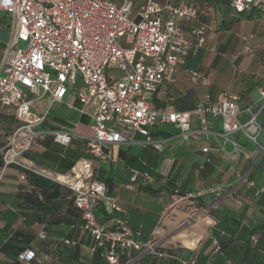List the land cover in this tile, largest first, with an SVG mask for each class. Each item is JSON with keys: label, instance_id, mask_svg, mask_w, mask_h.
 <instances>
[{"label": "built area", "instance_id": "2783aa9c", "mask_svg": "<svg viewBox=\"0 0 264 264\" xmlns=\"http://www.w3.org/2000/svg\"><path fill=\"white\" fill-rule=\"evenodd\" d=\"M231 6L235 12L264 10V0H232ZM0 8L12 19V34L0 72V110L13 115L18 123L0 148L3 167L20 165L17 158L40 137L38 128L46 113H32L33 102L50 96L52 103H62L72 95L78 106L68 104L66 108L88 120V134L75 133L79 123L74 121H67L50 134L60 146L66 147L76 139L85 143L90 160L77 162L60 182L73 194L90 251L99 253L104 264H121L119 258L132 251H148L160 259L168 257L155 252L153 244L137 240L124 219L111 226L97 219L99 208L106 214L121 212L97 174L109 161L111 147H128L141 136L145 139L141 144L161 153L166 140L153 139L152 129L171 125L177 136L188 142L201 134L208 136L206 116H210L220 119V137L234 153L242 151L232 139L237 133L264 153V145L258 144V114L250 108L240 111L232 98L211 103L207 96L186 112L152 105L160 86L175 84L177 67L198 49L207 48L208 26L200 21L204 11H210L207 6L202 11L189 0H164L163 4L144 0L137 9L133 0H122L119 5L107 0H0ZM183 23L189 24L188 32ZM189 80L201 87L209 83L199 71L191 72ZM78 83L82 88L75 92ZM258 92L264 99V90ZM243 114L248 118L241 122ZM201 152L203 163H209L208 148ZM137 175L133 174L131 182ZM263 191L258 188L254 194ZM39 238H44L43 232ZM63 243L77 245L74 240L65 239ZM33 258L31 250L18 256L26 264Z\"/></svg>", "mask_w": 264, "mask_h": 264}, {"label": "crops", "instance_id": "0c3cea01", "mask_svg": "<svg viewBox=\"0 0 264 264\" xmlns=\"http://www.w3.org/2000/svg\"><path fill=\"white\" fill-rule=\"evenodd\" d=\"M156 1L164 3V0ZM189 1L202 11L204 6L210 9L200 17L208 26L207 48L188 56L177 67L175 79L181 81L193 71L203 72L208 78L209 89L213 87L215 102L232 98L240 111L250 108L258 114L264 106V99L258 92L264 90V12L252 19L237 21L238 13L231 6L232 0ZM183 26L188 32L189 24L183 23ZM11 34L12 19L0 8V72ZM212 47L215 51L210 50ZM199 87L196 96L201 103L209 89ZM69 104L78 106L75 98ZM45 113L43 124L47 122L53 128L43 124L38 128L40 137L17 158L20 165L10 164L4 168L2 163L0 166V264H26L18 259L24 250L35 254L31 264H96L89 249V238L77 223L73 194L61 183L77 162L90 160L85 143L76 139L62 146L68 150L78 148L76 154L86 155H81L63 174L58 173L51 162L36 164L24 156L25 153L33 156L44 152L40 143L47 137L52 138L50 132L67 121L78 122L75 133L87 135L88 120L84 117L86 122L80 121V116L68 109L65 114L50 118L47 112L41 115ZM206 120L208 136L198 135L190 143L174 135L166 139L161 153L141 144L140 136L128 147L109 149L111 157L101 169L105 182L112 184V196L121 212L106 214L99 208L97 219L107 226L124 219L137 240L151 243L155 252L168 255L160 259L148 251H132L119 258L121 264H264V241L261 240L258 249L254 248L264 234V191L258 196L254 194L256 189L264 188V153H259L256 146L242 145L235 139L236 134L232 139L242 151L234 153L231 145L220 137V119L206 116ZM263 130L261 125L260 136ZM178 141L182 143L180 147L175 144ZM260 144L264 145V138ZM203 148H208L210 162L207 166L203 163ZM148 150L163 155L156 170L148 168L146 171L142 156L139 162L143 170L136 169V159L128 165L130 155L136 157L139 152ZM177 153L182 155L177 157L172 168ZM60 156L64 158L61 153ZM21 170L55 186L45 191V196L33 192V186ZM177 170H180L177 184L191 190L184 197L172 195L166 185L171 178L169 173ZM135 172L138 175L131 182ZM143 187H151L153 193L142 191ZM252 229L259 231L247 241L245 235ZM40 232L44 233L43 239L39 238ZM64 239H72L77 245L68 246L63 243Z\"/></svg>", "mask_w": 264, "mask_h": 264}, {"label": "trees", "instance_id": "16d2710c", "mask_svg": "<svg viewBox=\"0 0 264 264\" xmlns=\"http://www.w3.org/2000/svg\"><path fill=\"white\" fill-rule=\"evenodd\" d=\"M107 1H110V2L116 4L115 0H107ZM121 2H122V0H120L116 5H119ZM262 12H264V10H256V9H250V10H246L243 12H237L238 14H237L236 20L237 21H239L240 19L249 20V19H252L253 17L259 16ZM183 28H184V26H183ZM262 80H264V78ZM175 84H176V82H175ZM175 84L172 86L162 85L158 88L157 92L154 94L153 99H152L153 107L162 108V109H169L168 107L171 106L172 107L171 109L174 111H177V112L192 111L196 107V105L198 104L196 93L191 89H188L185 92L177 93L175 90ZM206 88L209 89V83L206 86ZM213 92H214L213 87H211L208 91V99L211 103L215 102V100L213 98ZM241 107H243V105H241ZM0 111H2V110H0ZM2 112L4 114L1 115L0 117L3 118V120L5 119L8 122L7 123L8 127L6 128V130L7 131L13 130L18 124L17 121L15 120L13 115L7 114L5 111H2ZM6 114L8 115L9 118H5ZM52 119L56 120V118H54V117ZM257 119H258V122L260 123V125H262V127L264 129V125H263L264 124V106L259 111V113L257 115ZM79 120L82 122H86V119L84 117H80ZM56 121H58V120H56ZM59 122L64 123V121H61V120ZM43 125L48 126L50 129L53 128V126L48 125L47 122H45ZM150 134H151V137L153 139L166 140V139H169L170 137H173L174 135H177V132L176 131L172 132L169 129L167 130V129L157 127V128L152 129ZM138 138H139V136H138ZM263 138H264V132H263V135L259 137L258 144H260V142L262 141ZM235 139L240 141L242 143V145H244L248 148L256 146L255 144H252L241 133H237L235 136ZM141 140L144 141L145 139L143 137H141ZM40 144L44 148V152H42L40 154L34 153L33 156H30L29 154L27 155L25 153L24 156L29 157L30 159L34 160V162L36 164H42V163L45 164L46 163L45 161L51 162L53 165H55V170L61 174L69 171L71 169V167L74 165V161L79 159L81 157V155H83V157L86 156L85 154H81V155L76 154V151H78V148H76L74 150L63 149L64 146L62 147V146H59V145L53 143V140L51 137L45 138ZM1 147H2V143L0 142V148ZM60 153L64 155V158H61ZM122 155L123 154L120 153L119 156L122 157ZM181 155H182V153L175 154L174 161L172 164V168H173V166H175V162H176L177 157H179ZM141 156L147 165L145 167L146 171H148V168H151L152 170H156L159 167V164L161 163V161L163 160L162 154L158 155L156 153H153L151 150H148V151H145L143 153L139 152L136 155V157H133L132 155H130V160H128V165L131 166L132 162L136 159V169L137 170H143L142 166L139 162V158ZM1 165H2V159H1V155H0V166ZM207 165H209V163H204V166H207ZM21 171L26 175L29 183L33 186V189H34L33 192H40L43 194V196H45V191L50 190L55 186L50 181L45 180L41 177H38V176L28 172V171H25V170H21ZM97 174H98V180L105 184L106 189H107V194L109 196L113 197L112 192H111L112 184L109 182L108 183L105 182V180L103 179L104 171L101 169V167L98 169ZM179 176H180V170H177L174 174L169 173L168 177H171V178H170V180H168L166 182V185H168L172 195H174L176 193L178 196L184 197L186 194L191 193V190L186 189L183 185L177 184ZM151 189H152L151 187H143L142 191L147 192V193L148 192L153 193V192H151L152 191ZM154 193H156V192H154ZM42 203L44 204V202H42ZM73 204H74V201H73ZM75 210H76V208H75ZM76 218H77V223H79V225L81 227V224H82L81 214L77 210H76ZM228 219L229 218H227V220ZM222 220H226V219L223 218ZM258 231H259V229L249 230L245 235V239H247V241H249L250 237L255 235ZM261 235L262 236H260L258 238V240L256 241V244L254 246L255 249L259 248V246L261 245V240L264 241V234H261ZM67 240H72V239H67ZM263 245H264V242H263ZM262 249L264 250V248H262ZM248 251L249 250H247L246 252H248ZM34 257H35V254H34ZM93 258H94L96 264L103 263L102 259L100 258L99 253H97V252L93 253Z\"/></svg>", "mask_w": 264, "mask_h": 264}, {"label": "rangeland", "instance_id": "374dc122", "mask_svg": "<svg viewBox=\"0 0 264 264\" xmlns=\"http://www.w3.org/2000/svg\"><path fill=\"white\" fill-rule=\"evenodd\" d=\"M115 1L117 4L120 0H115ZM142 1L143 0H133L134 5L136 6V9L139 8V6L142 4ZM238 78L241 79V76L238 75ZM81 88H82L81 84L78 83L77 86L75 87V92H78ZM199 88H200L199 85H196V84H193L190 82L188 76H186L181 81L176 80L175 90L177 93L185 92L186 90L191 89L197 94L199 91ZM73 98L74 97L72 95L66 96L64 98L62 104H60V103H52L51 97L45 96V97L40 98L38 100H35L33 102L32 106H31V111H32V113H34L36 115H41L42 113L47 112L49 118L55 114H65L67 112L66 105H68L70 103V101L73 100ZM168 108L171 109L172 107L169 106ZM3 114L4 113L2 111H0V116ZM5 118H9L7 114H6ZM247 118H248V114H243L241 117V122H244L245 120H247ZM190 119H191V125L194 126L195 123H194V119H193L192 115H190ZM7 123L8 122L5 119L3 120V118L0 117V142L2 143V147L6 143V136L12 131V130H8V131L6 130V128L8 127ZM159 127L163 128V129H167V130L169 129L172 132H175L174 127L171 125H160ZM175 144H177L178 147H180V144H182V143H181V141H178ZM179 197H181V196H179Z\"/></svg>", "mask_w": 264, "mask_h": 264}]
</instances>
